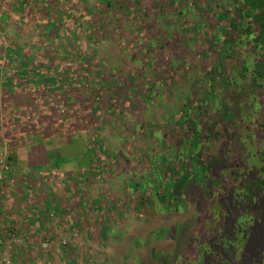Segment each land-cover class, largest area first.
I'll use <instances>...</instances> for the list:
<instances>
[{"label": "trees", "instance_id": "1", "mask_svg": "<svg viewBox=\"0 0 264 264\" xmlns=\"http://www.w3.org/2000/svg\"><path fill=\"white\" fill-rule=\"evenodd\" d=\"M5 1L0 0V36L9 18L16 14L15 19L21 21L25 14L16 12L13 8L17 7L5 4ZM37 2L31 0L32 6ZM53 2V6L60 3L58 0ZM69 2L67 0L72 5ZM134 3L138 9L132 6ZM22 5L18 2L19 7ZM88 6L82 9L75 4V13L81 15L69 13L72 23L61 28V32L76 38L79 34L89 33L92 40L98 42L107 36L109 23L116 24L115 20L121 18V11L114 14V10L118 12L117 8L122 10L126 6L131 10L130 15L136 12L155 14L152 33L148 26L144 30L149 38L158 36L155 38L157 43L166 38L167 25L177 26L176 32L181 33L167 38L164 43L170 46L172 56L170 62L165 60L162 71L155 74L152 70L150 75H143L145 70H142L146 68H142L127 75L130 84L141 85L138 91L134 87L127 88L126 98L140 96L149 101L160 96L168 97L169 103L180 100L177 113L167 114L174 120L169 122L170 130L140 126L142 139L145 135L156 137L163 145L160 151L147 150L145 140L141 139L139 149L132 152L136 146L129 137L132 145L129 148L123 144L114 154L103 152V140L96 132L107 122L104 112L107 100L111 98L109 83L119 71L99 60L96 53L82 54L76 44L65 43L50 48V43H44L47 37L55 38L61 32L46 34L43 30L39 37L40 43L47 46L44 49L33 46L25 50L6 37L0 47V92L2 88L9 94L18 90L24 92V85H31L34 79L39 83L40 80L53 83L46 89L52 98L69 87L65 99L72 104L68 106L85 110L79 115L82 123L78 129L96 134L94 139L89 138V142L94 140V148L99 153L95 158L101 157L100 151L106 156L104 163L96 161L88 185H105L112 175L125 174L123 196L109 192L95 197L100 203L112 204L99 208L95 214L94 228L99 232L100 224L107 227L106 239L121 225L124 215L148 220L155 213L188 214L170 228H157L148 234L160 238V234L166 232V237L173 240L168 250L152 247L149 264H264V0H96L90 8L93 11L86 10ZM110 13L113 17L110 16L108 24L99 21V14ZM167 15L176 18L168 19ZM80 18L87 21L86 28ZM139 45L143 53L145 47ZM122 80V77L118 79L119 82ZM76 88L80 101L75 105ZM177 89L183 90L180 96L176 95ZM22 96H16V100L22 101ZM1 100L0 97V134L3 118L7 120L6 124L13 118L19 121L21 133L33 125L28 120L23 124ZM127 107L120 118H136V113L130 115V106ZM134 107L138 111L142 109L140 104H134ZM3 112H7L5 116ZM49 112L53 111L46 113ZM69 114L73 116L70 109ZM163 119L160 125L167 124L168 120ZM55 122L54 118L48 124ZM26 129L30 134L35 132L34 128ZM13 145L9 144L8 152L0 156V175L4 178L23 176V185L28 183L29 192L30 186H34L35 194L47 184L45 180L50 179L52 170L60 164L53 160L38 165L33 174L29 168L19 172ZM47 165L50 168L46 169ZM29 173L33 179L28 178ZM63 173L73 178L71 170H63ZM77 177L70 184L64 183L67 195L55 196L50 188L51 197L42 195L41 199L60 201L74 193L75 185L87 196L85 180H89L88 174L82 173V180ZM5 184L9 187L7 192L14 198L16 189L4 179L0 180V198H3ZM74 199L79 201V198ZM5 217L0 221L1 243L10 237V233L17 232L2 226L7 223ZM38 233L35 235L40 236ZM129 264L148 263L133 256Z\"/></svg>", "mask_w": 264, "mask_h": 264}, {"label": "rangeland", "instance_id": "2", "mask_svg": "<svg viewBox=\"0 0 264 264\" xmlns=\"http://www.w3.org/2000/svg\"><path fill=\"white\" fill-rule=\"evenodd\" d=\"M37 1L35 6H32L31 0H6L4 2L10 6H16L17 8H13L16 12L25 14L21 21L15 19V14L4 24L3 35L0 36V47L4 44L5 38L9 37L15 43L22 45L25 50H30L33 46L44 49L47 46L40 43L39 37L43 30L46 34L60 33L61 28H67L72 23L68 17L69 13H74L76 16L81 15L75 13V4L82 9L85 5H91L85 9L93 11L90 8L96 2V0H70L72 2L70 5L67 0H58L60 3L53 6V0ZM18 2L23 5L19 7ZM132 6L138 9L136 3ZM109 10L111 9H106V11ZM117 10L118 12L114 10V14H119L120 11L122 13L121 18L115 20L118 25L109 23L107 36L101 37L102 39L98 42L93 41L89 33L79 34V37L76 38L75 36H67L65 32H61L55 38L47 37L45 40L47 42H44L50 43V48L62 46L65 43L76 44L82 54L90 51L96 53L99 60L108 63L112 69L119 71V74L113 76L109 83L111 85V98L107 100V110L104 112V118L107 122L96 132L103 140L105 146L103 152L105 154L107 152L114 154L123 144L127 148L132 146L129 137L134 140L133 143L136 146L132 152L138 150L139 141L143 137L140 127L142 124L147 129L159 130L167 127L170 130L171 124L169 122L174 120L172 116H167V114L171 115V111L177 113L181 106L180 100L169 103L168 97L161 98L159 96V98H152L149 101H147V97H125L126 91H129L131 87L138 91L141 85L130 84V78L128 80L127 75L142 68H146L142 70V72L145 70L143 75H150L149 72L152 70L156 71L155 74L159 73L160 70L162 71L165 60L169 61L172 56L170 46L164 43H166L167 38L171 39L174 35H181V33L176 32L177 26L167 25L165 28L168 33L166 38L161 43H157L158 39L155 38L158 36L149 38L144 30V27L148 26L151 29L149 33H152L155 28V14L149 12L145 15L136 12L130 15L131 10L126 9V6L122 10L118 8ZM110 16L113 17L111 13L99 14V21L104 20L107 23L111 19ZM166 17L168 19L176 18L175 15H167ZM80 22L86 28L87 21L80 18ZM146 42L152 44L147 45ZM139 44H143L145 47V49L142 47L143 53ZM156 59L158 60L156 61ZM120 77L123 80L119 82ZM52 86L53 83L42 80L39 83L38 80L34 79L31 85H24V92L16 90L17 92L9 94L5 92V88H2L0 92L1 103L4 104L5 101L8 104V111H14L13 116L20 118L23 124H26L27 120L28 123L33 124L26 128L35 129L33 134H30L26 128L23 129L26 132L21 130V133L19 121L13 118L11 123L6 124L7 120L5 121L3 118V132L0 134V156L8 152L9 144H14L12 151L17 155L19 172H24L29 168L33 174L38 165H45L53 160L60 164V167L52 170L54 173L49 177L50 179L45 178L49 186L47 184L41 186V189L39 188L35 193L37 195L33 192L34 186H30L31 192H29L28 183L23 185V176L16 175L13 178H4L0 175L1 181L4 179L17 191V195L11 198L7 192L9 187L6 184L2 189L4 194L2 193L3 198H0V221L6 216L4 221L7 223L2 226L11 227L17 232L10 233V237L4 239L2 243L0 242V264H129L133 256L149 264L152 247L168 250L172 246L173 240L166 237V232L160 234V238H154V235L148 236V234L157 228L168 229L176 222L185 219L188 214L155 213L148 220L144 217L139 219L132 215H127V217L124 215L121 218V225H118V228L111 233L109 239L104 236L107 227L101 224L99 230L102 232L99 234L100 231L98 232L94 228L96 227L95 214L99 212V208L111 207L112 204L108 202L105 205L102 200L100 203L95 197L100 194L106 195L109 192L123 196L121 191L124 190L122 184L125 174L112 175V178L107 180L105 185L103 183L88 185L92 172L95 170L93 166L97 162L104 163L106 156L100 151L101 157L95 158V155L98 156L99 153L94 148V140L89 142V138L92 136L94 139L96 134L92 135L86 129H78L82 123L79 115L85 110L68 106L72 104L65 99L69 87H66L63 92L59 91L56 94L58 96L52 98V95L46 91ZM39 89L41 91H37ZM78 90L76 88L73 94L75 105L76 102L79 104L80 101ZM186 90L185 87L184 91ZM182 91L177 89L176 95L180 96ZM18 95H23L22 101L16 100ZM116 98H119L121 102ZM134 104H140L142 109L138 111ZM127 105L131 109L130 115L136 113L137 116L136 118L129 116L130 120L124 116L128 121L119 116L127 110L126 108H129ZM56 106L57 108H55ZM69 109L73 112V116L69 114ZM47 111L53 112L46 113ZM5 113L7 112H3V116L6 115ZM55 113L56 115H54ZM54 118L56 122L48 124ZM163 118L168 120L167 124L160 125ZM71 120L74 123L70 124ZM10 124L11 126L8 127ZM76 124L77 128L75 127ZM142 140H145L143 142L147 150L160 151L163 148L156 137L145 135ZM87 145L88 148H86ZM99 166L98 164V169H100ZM48 168L50 166L47 165L46 169ZM66 169L72 171L73 178L78 176L77 178L80 180L83 179L82 173L88 174L89 180H85L87 196H84L79 191L78 186L75 185L74 193L61 198L60 201L54 202L50 200L51 198L42 200V195L51 197L48 192L50 188L54 191L55 196L67 195L64 183L70 184L73 178L63 173V170ZM22 174L27 177L26 174ZM32 174L29 173L28 178L33 179ZM33 184L36 185L34 182ZM23 188L24 191H22ZM70 190L72 191V189ZM80 195L82 196L80 197ZM74 198H79V201ZM114 207L118 208V205H114ZM34 228L40 236L35 235ZM92 230L96 232L92 234ZM29 242L30 244H28Z\"/></svg>", "mask_w": 264, "mask_h": 264}, {"label": "crops", "instance_id": "3", "mask_svg": "<svg viewBox=\"0 0 264 264\" xmlns=\"http://www.w3.org/2000/svg\"><path fill=\"white\" fill-rule=\"evenodd\" d=\"M28 244H30V242L28 243ZM12 261V260H11ZM13 262V261H12Z\"/></svg>", "mask_w": 264, "mask_h": 264}]
</instances>
